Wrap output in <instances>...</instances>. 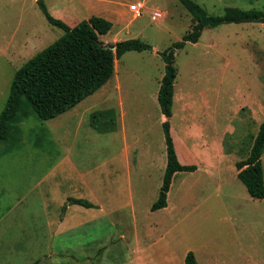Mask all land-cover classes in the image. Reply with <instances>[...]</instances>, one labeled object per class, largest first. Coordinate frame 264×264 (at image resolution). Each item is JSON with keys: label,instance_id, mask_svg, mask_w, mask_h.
<instances>
[{"label": "rangeland", "instance_id": "1", "mask_svg": "<svg viewBox=\"0 0 264 264\" xmlns=\"http://www.w3.org/2000/svg\"><path fill=\"white\" fill-rule=\"evenodd\" d=\"M37 1L0 0V113L15 71L63 35L48 24ZM42 1L69 26L91 16L108 20L111 30L100 37L105 44L138 39L152 49L116 60L114 75L80 120L52 130L56 119L41 121L32 114L11 131L8 142H0V264H185L188 252L199 264L215 258L249 264L246 255L264 264V199L248 195L234 168L264 122V24L208 27L197 43L175 51L169 125L197 170L177 173L168 208L152 212L166 164L165 118L157 102L164 73L159 53L190 30L191 15L178 0ZM134 1L144 3L141 18H133L127 7L115 12L117 3ZM192 1L212 16L227 7L264 11V0ZM154 12L162 18L153 21ZM126 147L130 176L121 155ZM59 155L78 169H93L88 181L96 182L100 172L114 191L106 193L102 212L71 208L68 227L80 226L58 231L62 192L70 195L69 185L83 184ZM261 161L264 174V153ZM55 179L61 187L41 198ZM137 253H142L139 261ZM149 254L171 260L146 262L143 256Z\"/></svg>", "mask_w": 264, "mask_h": 264}, {"label": "trees", "instance_id": "2", "mask_svg": "<svg viewBox=\"0 0 264 264\" xmlns=\"http://www.w3.org/2000/svg\"><path fill=\"white\" fill-rule=\"evenodd\" d=\"M178 1L191 15L192 25L180 41L159 53L164 63V73L159 83L157 102L161 115L165 118L161 127L166 165L158 197L150 208L152 212L166 208L172 180L177 173L197 170L195 164H182L186 162V154L173 140L169 125L177 74L174 66L175 51L183 49L187 43H197L203 30L208 27L215 28L223 24H264V11L227 7L223 15L212 16L192 0ZM37 3L48 24L62 30L63 35L15 71L7 100L0 113V142H8L11 131L18 129V124L32 114L41 121H49L96 93L114 75L115 61L125 53L152 49L138 39L105 44L100 37L111 30L112 24L108 20L91 16L69 26L67 22L54 18L42 0ZM263 153L264 122L259 125L254 139L249 142L246 157L234 165L237 179L255 200L264 199ZM67 203L86 209L95 207L82 199L68 198ZM65 208L66 206L62 207V212ZM184 263L199 264L192 252L186 254Z\"/></svg>", "mask_w": 264, "mask_h": 264}, {"label": "crops", "instance_id": "3", "mask_svg": "<svg viewBox=\"0 0 264 264\" xmlns=\"http://www.w3.org/2000/svg\"><path fill=\"white\" fill-rule=\"evenodd\" d=\"M119 8H116L115 9V12L118 13V14H122V10L125 9L128 5H126L125 3H117L116 4ZM128 11V9H127ZM99 91V90H98ZM95 94V93H94ZM93 94V95H94ZM93 95L89 96V97H93ZM96 96H94L95 98H90V100L86 103V105L83 103L84 101H82L81 103H79L77 106H75L74 108H72L71 110H69L68 112L54 118L56 119L55 120V123L52 124L50 126V128L52 130L54 129H59L58 127H65L68 125V122L70 120H74V119H78L80 120L81 116H83V114H85L87 111L91 110L92 108H94L93 106V103L96 101V98H97V94H95ZM87 99V98H86ZM93 106V107H92ZM91 107V108H90ZM88 108L87 111H85V109ZM91 114V113H89ZM61 117V118H59ZM84 118V117H83ZM67 123V124H66ZM79 124H83V122H79ZM95 128V127H94ZM64 129V128H62ZM90 129H93L92 127ZM61 138L63 137V133L60 135ZM63 140V138L61 139V141ZM63 143V142H62ZM61 143V144H62ZM123 145H126L125 143ZM126 152H127V147L126 148H122V151H121V155L123 156V159H124V165L126 166V171H127V175H131V166H130V163H129V160L127 158V155H126ZM185 154H186V162H182V164H185V165H190V164H194V158L192 157L191 155V158L189 156V150L188 148H186V150L184 151ZM85 153V152H84ZM166 155V153H165ZM66 158H69L67 155H65L64 158H62V156L59 155V159L58 160H67ZM68 161V160H67ZM68 163L70 165H73L74 167V170L77 172L78 176H79V180L82 181L83 184H80V186L77 188L73 185H69V192H70V195H68V193L66 194V192H62L61 196L63 197L62 198V201H61V209H62V206L63 204L65 203L66 199L68 197L70 198H75V199H82V200H86L88 201L89 203L93 204L95 207L94 208H90V209H87V210H94V211H98V212H102L104 211L105 207H106V202H107V199L105 197L106 193L107 192H110V191H114L112 187L110 188H107V186H105L102 182V177H103V174H101L100 172H98V176H97V181L96 182H91V181H88L87 179V174L89 172H91L93 169H89L87 170V168L84 166L83 169H78L74 166V163L71 162V160L68 161ZM84 163H86V161H84ZM166 165V164H165ZM95 168H98V167H95ZM97 170V169H95ZM108 175V174H107ZM128 186H127V195L128 197L132 196L131 192L129 194V186H130V179H128ZM59 181V182H58ZM52 188L51 189H48V191H46V194L42 193L43 196L41 195V198H43L45 195L46 197H49V196H52L54 194V189L56 188L57 184L59 185V187H61V182L60 180H56L55 179V182L53 183H50ZM82 185V187H81ZM131 187V186H130ZM116 190V189H115ZM113 196L115 197V194H113ZM116 198V197H115ZM44 199V198H43ZM109 203V202H108ZM129 203H121L122 206H127ZM119 205V204H117ZM122 206H118V211L121 212L122 210H124V207ZM79 207L81 206H77V205H66V208H65V211L62 212L63 215L62 217L59 219L58 223H57V230L59 231V229H70L72 227L74 228H78L80 225L79 224H73V225H69V213L71 211V208H74L76 212H79L81 213ZM81 208H84V207H81ZM168 208V201H167V205H166V209ZM78 209V210H77ZM86 209V208H84ZM165 209V208H164ZM133 219V218H132ZM68 227V228H67ZM57 231V232H58ZM64 231V230H63ZM63 233V232H62ZM140 253H137L136 255L138 256V261L140 260V257L142 255H139ZM246 255V254H245ZM245 257H247V259L251 262H249V264H256L254 261V258L252 255H246ZM143 259L146 261V262H154V261H160V260H171V259H167L166 257H162V256H158L156 257V255H152V254H149V255H144L143 256ZM224 261V260H223ZM242 264H246L245 262V259H242ZM211 264H226V263H221L219 262V260L217 258H215L214 260H212V263Z\"/></svg>", "mask_w": 264, "mask_h": 264}, {"label": "built area", "instance_id": "4", "mask_svg": "<svg viewBox=\"0 0 264 264\" xmlns=\"http://www.w3.org/2000/svg\"><path fill=\"white\" fill-rule=\"evenodd\" d=\"M144 3L139 1H134L127 6L128 12L131 13L132 17L135 19L141 18L144 15ZM162 18L160 12H154L151 19L158 20Z\"/></svg>", "mask_w": 264, "mask_h": 264}]
</instances>
